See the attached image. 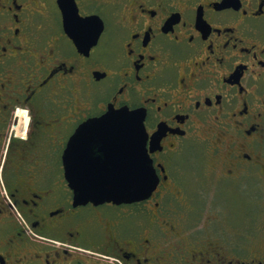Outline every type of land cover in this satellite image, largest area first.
Here are the masks:
<instances>
[{
	"label": "flooded vegetation",
	"instance_id": "flooded-vegetation-1",
	"mask_svg": "<svg viewBox=\"0 0 264 264\" xmlns=\"http://www.w3.org/2000/svg\"><path fill=\"white\" fill-rule=\"evenodd\" d=\"M122 108L156 188L76 197ZM0 264H264V0H0Z\"/></svg>",
	"mask_w": 264,
	"mask_h": 264
},
{
	"label": "water",
	"instance_id": "water-1",
	"mask_svg": "<svg viewBox=\"0 0 264 264\" xmlns=\"http://www.w3.org/2000/svg\"><path fill=\"white\" fill-rule=\"evenodd\" d=\"M74 14L78 17L76 10L73 14L70 11H63L65 30L68 29L66 21ZM91 19L93 18H83L82 26L86 28L88 21ZM101 28L102 25L99 31ZM102 117L105 118L98 120L104 132L101 139L115 142L114 148L120 150L121 156L130 155V151L133 152V149H135L137 166L136 168L128 166L112 171L106 167L101 169L98 173L99 185L88 188H74L76 197L98 198L116 203L140 200L147 197L156 188L157 179L145 152L147 134L143 123L144 115L138 111L122 108L108 110ZM132 154L134 155V152ZM144 157L146 161L143 162Z\"/></svg>",
	"mask_w": 264,
	"mask_h": 264
}]
</instances>
